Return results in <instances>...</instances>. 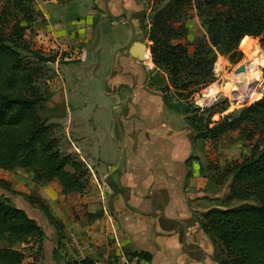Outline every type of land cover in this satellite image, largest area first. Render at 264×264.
Masks as SVG:
<instances>
[{"label": "rangeland", "instance_id": "374dc122", "mask_svg": "<svg viewBox=\"0 0 264 264\" xmlns=\"http://www.w3.org/2000/svg\"><path fill=\"white\" fill-rule=\"evenodd\" d=\"M169 1L137 0L140 7L129 23L126 18L109 17L107 12L100 11L92 38L88 21L92 0H58L59 6L52 0H34L35 21L25 37L29 50H15L23 57V65L32 75L34 85L47 98L37 111L51 126L60 150L64 154L77 155L90 171L93 198L88 205L89 211L102 214L89 224L76 221L57 184L36 183L29 172L19 169L10 173L11 191L0 188V195L10 198L17 207H23L45 230L40 264H127L128 246L117 239L111 227V232L106 229V223L111 226L104 214L107 191L95 166L100 168L101 175L111 166L114 172L118 170L115 174L118 178L134 166L142 169L145 165L142 163L152 160L153 155L157 156L160 149L167 146L164 136L174 130L182 131L184 136L192 134L193 152L197 156H192L190 161L200 162L203 180L198 183L203 194L208 195V206L230 208L253 203L228 197L232 175L226 171L234 162L249 155L243 140L237 134L225 135L218 141L195 139L187 116L167 111L162 93L148 87L149 79L161 73L151 56L140 62L131 59L123 50L132 37L130 42L139 41L150 46L148 34L155 10ZM42 8L51 19H61L62 37L55 38L47 28ZM190 26L192 38L206 35L199 20H194ZM251 43L249 55L239 46L244 57L238 63L232 64L218 55L215 82L194 95L192 101L182 103L206 109L227 101L228 108L212 117L217 122L238 116L245 100H260L263 93L253 70L264 64V50L259 39L252 38ZM41 58L54 61L43 62ZM257 94L260 99L251 98ZM162 110L166 112L163 118ZM130 111L133 117L129 120ZM204 114L208 117L207 112ZM127 130L137 132L130 135ZM136 171H142L143 176L147 170ZM193 176L194 173L189 172L188 178L194 179ZM29 197L40 198L48 205L52 215L62 223L59 233L44 212L29 203ZM73 239L87 242L85 258L72 247ZM4 246L6 244L0 242V247Z\"/></svg>", "mask_w": 264, "mask_h": 264}, {"label": "trees", "instance_id": "16d2710c", "mask_svg": "<svg viewBox=\"0 0 264 264\" xmlns=\"http://www.w3.org/2000/svg\"><path fill=\"white\" fill-rule=\"evenodd\" d=\"M35 13L34 0H0V188L11 191L10 173L15 170L29 172L36 183L57 184L70 215L89 224L102 216L88 208L93 198L90 171L77 155L60 150L51 126L37 111L47 98L15 50H29L25 37ZM194 20L201 22L205 36L192 38ZM150 26L151 58L161 72L149 79L150 90L162 93L168 110L187 116L195 139L218 141L237 134L249 149L226 173L232 175L229 199L253 203L213 207L198 216L214 243L215 258L219 264H264V64L253 70L262 98L257 94L251 98L260 100H245L236 117L212 120L228 108L227 101L206 109L182 103L215 82L218 55L238 63L244 57L239 46L249 55L252 38L259 39L264 50V0H171L155 10ZM28 201L61 231L62 223L45 202L36 197ZM45 239L36 219L0 195V242L6 244L0 247V264H40ZM126 253L151 259L145 252Z\"/></svg>", "mask_w": 264, "mask_h": 264}, {"label": "crops", "instance_id": "0c3cea01", "mask_svg": "<svg viewBox=\"0 0 264 264\" xmlns=\"http://www.w3.org/2000/svg\"><path fill=\"white\" fill-rule=\"evenodd\" d=\"M52 3L59 6L58 0ZM92 3L88 20L92 38L100 11L107 12L109 17L126 18L129 23L140 7L137 0H92ZM42 11L52 35L62 37L61 19L56 16L59 20L51 19L43 8ZM136 23L138 28L139 21ZM164 113L162 110L161 117ZM131 115L130 111L127 119ZM129 132L131 135L137 131ZM181 132L174 130L164 136L167 146L157 156L153 155L152 160L142 163L145 164L142 169L147 170L143 176L142 171H136L142 169L134 165L135 170L126 171L119 178L115 175L118 170L114 172L111 166L104 175L95 166L107 191L104 214L111 226L106 223V229L111 232V227L130 252L148 253L151 256L148 264H219L214 243L198 221L199 214L216 206H208V195L203 194L198 183L203 180L200 162L190 161L197 156L193 152L192 134L184 136ZM191 171L194 179L188 178Z\"/></svg>", "mask_w": 264, "mask_h": 264}, {"label": "water", "instance_id": "95a60500", "mask_svg": "<svg viewBox=\"0 0 264 264\" xmlns=\"http://www.w3.org/2000/svg\"><path fill=\"white\" fill-rule=\"evenodd\" d=\"M129 55L131 58L137 59L140 62H145L149 56H151V52L149 46L146 43L136 41L133 42V44L129 47ZM236 75H239V71L236 72Z\"/></svg>", "mask_w": 264, "mask_h": 264}, {"label": "built area", "instance_id": "2783aa9c", "mask_svg": "<svg viewBox=\"0 0 264 264\" xmlns=\"http://www.w3.org/2000/svg\"><path fill=\"white\" fill-rule=\"evenodd\" d=\"M73 248L77 250V253L81 255L83 258H85V253L87 250V242L86 241H80L79 239H73ZM127 264H148L145 260L139 259L137 257L134 258H126Z\"/></svg>", "mask_w": 264, "mask_h": 264}, {"label": "flooded vegetation", "instance_id": "af4514ba", "mask_svg": "<svg viewBox=\"0 0 264 264\" xmlns=\"http://www.w3.org/2000/svg\"><path fill=\"white\" fill-rule=\"evenodd\" d=\"M129 42H130V40L124 45L123 50L127 51V55L130 57V55H129V47L133 44V42H130V44H129ZM131 59H134V58H131Z\"/></svg>", "mask_w": 264, "mask_h": 264}]
</instances>
